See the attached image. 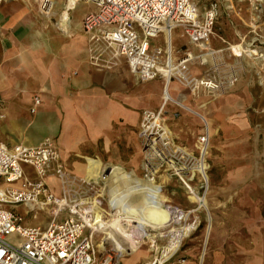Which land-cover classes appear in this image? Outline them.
Returning a JSON list of instances; mask_svg holds the SVG:
<instances>
[{
    "label": "crops",
    "instance_id": "crops-1",
    "mask_svg": "<svg viewBox=\"0 0 264 264\" xmlns=\"http://www.w3.org/2000/svg\"><path fill=\"white\" fill-rule=\"evenodd\" d=\"M195 2L200 13L209 4L221 2L220 14L225 20L221 24L216 23L206 45L191 42L181 28H176L170 38L174 63L181 59L178 54L181 50L193 56L216 51L229 56L228 46L251 41L254 31L258 36L259 33L264 36V17L261 25L257 26L248 4L241 0ZM86 4L94 8L85 10L74 21L71 17L65 19L62 12L66 5L58 7L56 0L49 16L40 12L38 0H0V101L4 117L0 119V144L35 148L44 140L52 139L59 148L61 161L72 175L92 179L115 171V175L109 178L111 186L121 185L128 178L130 184L124 190L129 192L128 199L141 197L148 200L146 189L150 188L133 181L138 182L143 177L142 148L138 136L143 112L158 111L165 104L167 93L178 103L175 104L185 108L174 102L166 103L167 126L179 144L196 153L195 142L204 133L205 126L198 115L211 122L212 140L218 138L219 141L230 142L245 129L243 115L248 104L247 83L242 81L236 92L223 97L206 93L195 97L174 81L170 86L163 79L137 84L127 63L122 59L113 60L109 53L102 57L105 64L97 65L89 51V37L82 26L85 16L94 13L96 6ZM71 11H66L68 17ZM178 30L181 31L180 38L185 40L183 44L173 41V34ZM160 39H163L164 46L155 43ZM152 45L166 51V34L153 40ZM237 49L246 52L242 46L232 47L236 54H240ZM190 68L196 77H202L206 71V67L200 65H191ZM37 98L41 104L33 113ZM24 171L28 177L34 175L35 178L30 166H24ZM48 183L55 194L60 195L58 180L51 177ZM178 183L163 174L156 185L171 201L169 189L177 187ZM210 185L207 226L209 214L212 220L217 214L218 218L224 215L225 220L239 221L240 224H246L255 215L259 219L257 215L261 212L251 204L258 192L249 190L263 188V183L224 182L222 189L225 191L220 193L215 191L220 187L214 181ZM220 195L223 197H218ZM176 199L182 201L183 194H178ZM19 207L25 208H15ZM123 222L113 224L118 233L107 231L96 235L99 236L95 240L99 258L121 245L127 255L117 264H151L156 258V246L165 244V238L152 233L155 235L153 241L147 240L136 252L137 247L132 248L127 242L137 234L131 230L130 222ZM240 231L235 230V234H240ZM191 243L192 247L180 254L185 259L184 264H257V254L253 263L248 261V255L233 257L231 253L234 251L223 250V247L211 255L206 251L203 257L204 251L201 254L199 250L200 238H194ZM239 252L249 253L243 244ZM260 258L263 262L264 259Z\"/></svg>",
    "mask_w": 264,
    "mask_h": 264
},
{
    "label": "built area",
    "instance_id": "built-area-1",
    "mask_svg": "<svg viewBox=\"0 0 264 264\" xmlns=\"http://www.w3.org/2000/svg\"><path fill=\"white\" fill-rule=\"evenodd\" d=\"M38 1L40 12L49 16L55 8V0ZM83 1L96 6V11L86 15L82 22L95 64H105L102 57L109 53L113 60L122 59L127 63L138 83L163 79L169 85L174 81L195 97L201 93L222 96L236 86L237 74L225 67L221 69L222 64L216 61L215 57L221 52H213L211 59L209 53L193 56L181 50L178 52L181 59L174 63L172 50H168L171 47L169 41L166 51L152 45L163 33L170 40L176 28H181L191 42L208 44L220 16L221 2L209 4L200 13L195 0ZM241 1L248 4L257 26L261 25L264 0ZM256 41L260 42V39L256 38ZM197 62L206 67L202 77H196L190 71V66ZM168 102H171L169 97L158 111L142 114L138 132L143 157L141 181L156 185L158 178L166 174L176 179L188 194L200 195L203 191L205 195L209 180L197 168L210 144L207 127L198 138L196 155L179 144L169 130L165 116ZM40 104L37 98L33 113ZM2 109L0 101V119L4 118ZM24 166L34 170V179L26 175ZM111 174L92 179L72 175L61 161L59 148L52 139L44 140L35 148L0 144V264H117L125 255L112 250L99 258L95 242L96 235L103 232L96 222L97 217L110 223L118 213L109 194ZM51 177L58 180L60 195L50 187L48 180ZM164 205L170 212L167 224L147 232L131 229L136 234L157 233L165 238L164 246H156L157 257L151 264H172L184 242L201 225L196 215L199 207L185 210ZM18 206H24L28 212L46 213L50 218L48 226H23V218L14 212ZM180 237L183 239L178 247ZM168 247L170 249L166 251ZM184 263L182 260L181 264Z\"/></svg>",
    "mask_w": 264,
    "mask_h": 264
},
{
    "label": "rangeland",
    "instance_id": "rangeland-1",
    "mask_svg": "<svg viewBox=\"0 0 264 264\" xmlns=\"http://www.w3.org/2000/svg\"><path fill=\"white\" fill-rule=\"evenodd\" d=\"M210 1L212 0H202V2ZM56 2L58 7L63 6L64 8V6L66 5L64 11H61L66 20L70 19L71 17L72 20L76 21L81 17L85 10L91 11V9L94 8L92 5H87L83 0L76 3L75 6L72 5L70 0H56ZM67 10H72L69 17L68 14H66ZM224 20L225 18L221 17L220 14L217 22L221 24ZM180 33L181 31L178 30L173 34V41L175 44L185 43V40L180 38ZM256 38H259L260 42H257ZM155 43L164 46L163 39H160V41H156ZM234 46H242L246 50V52L242 54L241 49H237V51H240V54H242V56H240V54H236L234 50H232V47ZM91 49L92 46L89 41V51L92 54ZM228 49L230 50L228 52L230 54L229 56L223 55V53H219L215 58L219 64H222L221 69L225 67L226 69H230L237 74L238 82L236 86L228 93L217 97H223L229 94H233L234 92H236L238 86L242 81L247 83V87L249 90L247 95L248 104L246 105V110L243 115L245 118V129L239 136H237L230 142H224L219 141L218 138H216L215 140L211 139L212 125H210V144L208 150V159L205 162V166L208 170L209 176V191L205 193L208 203V209L207 211L205 209L198 210L196 215L201 223L200 228L192 237L184 242L181 251L171 262L172 264H181V261L185 260L181 258L180 254L192 247L191 240L196 237L200 238L199 250L201 254L203 253V251L204 254L207 251V254L211 255L217 249H219V247H223V250L234 251L231 253V256L233 257H244L248 255L249 262L251 261L254 263L257 261V264H261L262 261L260 260V257L264 259V185L263 188L249 190L251 192H258L257 198H253L251 204H253L254 207L256 205L258 211L261 212L259 213L260 215H257L259 219H256L255 215V217L249 219L246 224H240L239 221L225 220L223 218L224 215L220 216L222 218H218V215L214 214V219L212 220L213 226L208 234V196L211 192L210 184L212 181L215 182L217 187H220L215 190L218 193L225 191L224 189H222V187L225 186L224 182L229 181H257L264 184V36H262L261 33H259L258 36L254 31L251 35V41L228 46ZM192 65L196 66L199 64L197 62L193 63ZM136 83L140 84L137 81ZM198 116L202 120L203 116ZM203 131L205 132V126L203 128ZM200 136H198L196 139L195 148ZM195 154L198 155L197 149ZM31 178L33 179L34 175H32ZM135 183L150 188L146 189L149 193V199L144 200L140 197L130 205L138 206L144 211L146 210L148 212L147 216H150V212L152 213V216L144 219L145 221L141 219L139 221H135L134 219L129 218L131 220L130 226H132L136 230L145 229L147 226H153V229H158L167 224L169 221L167 220V214L164 213L163 210H161L165 203H167V205H174L179 207L182 206L183 209L187 208L186 210H194L198 209L199 207L198 204L193 203L189 200L190 195L180 183H178L177 187L169 189V194L172 199L171 201H169L168 198L162 192H160V188L157 185H149L141 180H139L138 182L135 181ZM228 191L232 192L236 190ZM180 193L183 194L182 201H178L176 199V197ZM200 195L203 196L204 192H200ZM218 197H223V195H220ZM14 210L17 215H20V217L23 218V226H41L42 228H46L50 222V218H48L46 213L39 211L28 212L27 209L23 207L14 208ZM210 216L211 214L208 215V217ZM133 221H135V223ZM218 227L221 228L220 231ZM239 229H241L240 234H235V230ZM98 237L99 236L95 237V240H98ZM154 238V234L144 236L137 233V237L135 236V238L133 239L136 240V244L140 240L144 241V244H146L147 240L153 241ZM206 241L207 244H205ZM241 244L247 246L249 251L248 254L239 252ZM164 245L165 244L158 245V247H162ZM141 247L136 252H138ZM255 254L258 255L257 260L255 259ZM155 255L157 257V253H155ZM262 263L264 264V260Z\"/></svg>",
    "mask_w": 264,
    "mask_h": 264
},
{
    "label": "bare ground",
    "instance_id": "bare-ground-1",
    "mask_svg": "<svg viewBox=\"0 0 264 264\" xmlns=\"http://www.w3.org/2000/svg\"><path fill=\"white\" fill-rule=\"evenodd\" d=\"M70 1H71V3H72L73 6H75L76 3L80 2V0H70ZM168 41L170 43L169 37H168ZM168 50L170 51L171 50V47H169ZM241 51H242V49H241ZM242 53H243V51H242ZM213 54L214 53L211 52V53L208 54V56L212 59L213 58ZM171 83L169 82V86H170ZM168 94H169V92H168ZM167 97H168V95L166 93L165 99H167ZM169 101L174 102V104L177 103L176 101L171 100V98H169ZM202 121L204 122L205 126L207 127L208 136H209V127H210L211 123H210V121H208L204 117H202ZM208 150H209V145L207 147V153L203 152V154H202V158L199 161V165H198L197 171L200 174L204 175L209 180L208 170H207V168L205 166V162L208 159ZM114 175H115V171H113V173L111 175V178ZM133 181L135 182L134 179H133ZM108 183H109V181H108ZM129 184H130V181H129L128 178H127V180L126 179L123 180V182H122L121 185L118 184V185H112L111 186L109 184V194H110V196L112 198V202H113L112 205H113V207L116 210H118V213H117V215L114 217V219L110 223H104L101 220L100 217H97L96 222H97V224H99L101 226V228H103V230H102L103 232L113 231V232L118 233L119 230H117L113 226V224L119 223L120 221H123V220H126V222H131V220L129 218H132L135 221H139L140 219L143 220V221H145L144 219H146L147 217L152 216V213L151 212L149 213L150 216H147L148 215V212L146 210L144 211L141 208H139L138 206L130 205L131 203H134L135 202L136 198L135 197L134 198L130 197L128 199V193L129 192L124 191V190H125V187L127 185H129ZM149 185H152V184H149ZM208 191H209V188L206 191V193ZM189 195H190L189 200L191 202L198 204L199 209H205L207 211V209H208L207 208V204L208 203H207V198H206L205 195L200 196L197 193H193V194H190L189 193ZM161 210H163V212L167 214V217H168L167 220H170V212L167 210V208L165 207V205L163 206V208ZM135 221H133V222L135 223ZM208 225H209V227H208V234H209V232L211 231L212 226H213V221H212V217L211 216L208 217ZM152 228H153V226H149V227L147 226L145 229H141V230L140 229H137V231L140 230V232H147L149 229H152ZM185 236H187V235H185ZM133 238H135V236H133L130 240H128L127 245L132 246V248L137 247L136 250H135V251H137L144 244V241L140 240L136 244V240L133 239ZM182 239H183V237H180V239L177 240V246L178 247L180 246V243H181V240ZM205 244H207V241L205 242ZM169 249L170 248L168 247L166 249V251L169 250ZM115 250L118 253H120V254L127 255V251H125V249H123V247H121V245L118 246V247H115ZM204 256H205V254L203 255V257ZM203 257L201 258L202 261H203Z\"/></svg>",
    "mask_w": 264,
    "mask_h": 264
}]
</instances>
